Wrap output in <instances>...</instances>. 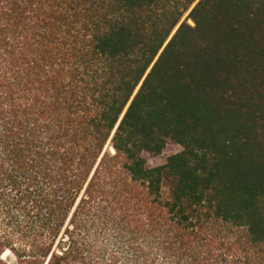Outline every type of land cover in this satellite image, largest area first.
<instances>
[{
	"label": "trees",
	"instance_id": "obj_1",
	"mask_svg": "<svg viewBox=\"0 0 264 264\" xmlns=\"http://www.w3.org/2000/svg\"><path fill=\"white\" fill-rule=\"evenodd\" d=\"M5 250L264 264V0H0Z\"/></svg>",
	"mask_w": 264,
	"mask_h": 264
},
{
	"label": "rangeland",
	"instance_id": "obj_2",
	"mask_svg": "<svg viewBox=\"0 0 264 264\" xmlns=\"http://www.w3.org/2000/svg\"><path fill=\"white\" fill-rule=\"evenodd\" d=\"M180 150H181V148L179 146L172 144V143H168L166 145V147L164 148V150L161 152V154H159L157 156L144 155V159H145L148 166L154 167V166H158V165L163 164L168 157L180 152ZM163 193H164V195H166L168 193V189L166 187H163ZM0 264H20V263H19L17 257L15 256V254L12 252H11V255L4 258V251H3L0 253Z\"/></svg>",
	"mask_w": 264,
	"mask_h": 264
},
{
	"label": "bare ground",
	"instance_id": "obj_3",
	"mask_svg": "<svg viewBox=\"0 0 264 264\" xmlns=\"http://www.w3.org/2000/svg\"><path fill=\"white\" fill-rule=\"evenodd\" d=\"M110 152H113V150L111 148H109ZM11 255V252L9 250H5L4 251V258H6L7 256ZM13 255V254H12ZM10 258V257H9ZM13 258V257H12ZM3 259V258H2ZM14 260V259H13ZM11 262V261H10Z\"/></svg>",
	"mask_w": 264,
	"mask_h": 264
},
{
	"label": "water",
	"instance_id": "obj_4",
	"mask_svg": "<svg viewBox=\"0 0 264 264\" xmlns=\"http://www.w3.org/2000/svg\"><path fill=\"white\" fill-rule=\"evenodd\" d=\"M183 21V20H182Z\"/></svg>",
	"mask_w": 264,
	"mask_h": 264
}]
</instances>
